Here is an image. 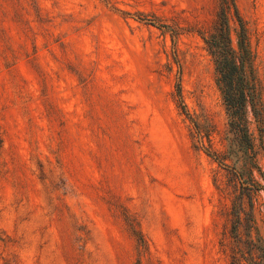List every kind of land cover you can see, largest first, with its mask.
<instances>
[{"label": "rangeland", "instance_id": "obj_1", "mask_svg": "<svg viewBox=\"0 0 264 264\" xmlns=\"http://www.w3.org/2000/svg\"><path fill=\"white\" fill-rule=\"evenodd\" d=\"M234 3L264 114V0ZM221 5L0 0V264H230L264 247V121L249 114L253 147L236 139L203 39Z\"/></svg>", "mask_w": 264, "mask_h": 264}, {"label": "trees", "instance_id": "obj_2", "mask_svg": "<svg viewBox=\"0 0 264 264\" xmlns=\"http://www.w3.org/2000/svg\"><path fill=\"white\" fill-rule=\"evenodd\" d=\"M233 33L236 45L233 43ZM203 39L212 57L229 126L240 143L253 147L249 114L253 115L257 126H261L264 121L263 106L248 26L239 14L234 0H222L215 24ZM177 94L181 99L179 83ZM142 241L140 238L139 242ZM240 242L238 239L237 243ZM258 242L261 239L254 238L246 251H235L230 264H239L242 259L246 264H264V247Z\"/></svg>", "mask_w": 264, "mask_h": 264}]
</instances>
